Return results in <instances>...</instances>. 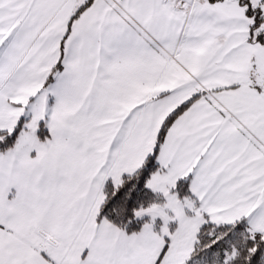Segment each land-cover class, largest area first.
Returning a JSON list of instances; mask_svg holds the SVG:
<instances>
[{
    "label": "snow or ice",
    "instance_id": "6c2138e0",
    "mask_svg": "<svg viewBox=\"0 0 264 264\" xmlns=\"http://www.w3.org/2000/svg\"><path fill=\"white\" fill-rule=\"evenodd\" d=\"M0 264H264V0H0Z\"/></svg>",
    "mask_w": 264,
    "mask_h": 264
}]
</instances>
